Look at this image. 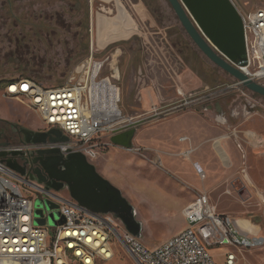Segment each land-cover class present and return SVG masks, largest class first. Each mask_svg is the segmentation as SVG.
Masks as SVG:
<instances>
[{
	"label": "rangeland",
	"instance_id": "obj_1",
	"mask_svg": "<svg viewBox=\"0 0 264 264\" xmlns=\"http://www.w3.org/2000/svg\"><path fill=\"white\" fill-rule=\"evenodd\" d=\"M233 2L240 11L264 8V0ZM92 55L109 57L105 75L118 68L114 80L121 87L122 103L126 86L136 87L151 76L170 81L175 90V98L161 105L164 110L178 107L176 111L167 118L146 119L138 130L142 138L135 136L131 149L114 145L93 162L134 205L143 223L145 244L158 246L180 233L186 226L181 205L200 191L211 195L220 212L242 216L248 209L260 208L264 198V96L244 88L212 62L192 41L168 0H0V124L7 121L34 130L44 128L36 112L1 96L5 80L24 76L46 86L61 85L78 79L82 75L79 67ZM187 65L195 68L200 88L186 90L178 85L190 80L186 74L182 79L177 76ZM143 73L145 77L140 76ZM138 103L133 101V105ZM122 107L128 116L138 108ZM181 111L192 112L196 118L179 117ZM184 134L193 136L196 147L190 162L196 183L181 172L168 170V151L145 146L166 137L174 143ZM2 137L13 144L22 142L14 130ZM170 154L187 172L190 166L183 162V150L172 149ZM246 163V172L257 178L253 184L245 177ZM201 170L206 172L204 179L198 174ZM57 193L65 198L70 195L66 189ZM43 207V198L38 197L35 210ZM60 208L56 204L53 218L45 214L42 225L62 224ZM253 213L254 222L264 228V213ZM114 251V258L102 264H138L121 244ZM230 251L229 247L211 249L219 264ZM238 253V264H264V246Z\"/></svg>",
	"mask_w": 264,
	"mask_h": 264
},
{
	"label": "built area",
	"instance_id": "obj_2",
	"mask_svg": "<svg viewBox=\"0 0 264 264\" xmlns=\"http://www.w3.org/2000/svg\"><path fill=\"white\" fill-rule=\"evenodd\" d=\"M240 13L247 64L236 66L264 85V8ZM108 62L109 57L98 59L92 55L83 64L78 79L55 86H46L30 77H13L4 81L1 96L36 112L43 121L41 130L57 128L69 137L68 142L51 146L60 147L65 154L80 151L94 162L114 146V134L131 126L138 128L146 119L167 116L178 109L164 110L161 105L139 115H126L121 87L114 80L118 68L110 75L104 74ZM178 92L185 94L181 88ZM37 148L25 141L13 144L0 135V264H102L114 258V246L118 243L138 264H218L211 252L213 247L233 249L225 254V260L226 264H236L238 252L264 246V236L243 234L233 218L221 213L210 195L200 191L184 208L185 228L162 244L150 247L130 233L115 214L95 213L71 195L62 197L58 191L47 189L3 162L20 160L14 151L29 153ZM201 177H206L203 170ZM38 197L61 205L62 224L36 225Z\"/></svg>",
	"mask_w": 264,
	"mask_h": 264
},
{
	"label": "water",
	"instance_id": "obj_3",
	"mask_svg": "<svg viewBox=\"0 0 264 264\" xmlns=\"http://www.w3.org/2000/svg\"><path fill=\"white\" fill-rule=\"evenodd\" d=\"M176 12L184 29L197 47L217 66L233 75L244 88L264 96V85L247 76L238 66L247 64L245 30L241 13L233 0H168ZM81 65L78 73H82ZM18 126L26 143L37 145L35 151L52 153L46 159H33L40 163L48 178L37 177L31 173L26 152L14 151L19 159H3L7 166L44 184L47 189L60 191L68 189L70 195L82 206L95 213H113L122 220L127 230L141 238L143 223L136 216L134 205L126 198L120 188L104 177L93 162L80 151L65 154L58 146L51 144L68 142L69 137L60 129L34 130ZM137 128L116 133L111 137L114 145L131 149ZM4 144V143H3ZM3 157L6 153H1ZM27 156V157H26ZM41 174L40 169L36 171ZM44 207L36 209V223L43 224L44 216L53 215L49 211L56 204L43 200Z\"/></svg>",
	"mask_w": 264,
	"mask_h": 264
},
{
	"label": "crops",
	"instance_id": "obj_4",
	"mask_svg": "<svg viewBox=\"0 0 264 264\" xmlns=\"http://www.w3.org/2000/svg\"><path fill=\"white\" fill-rule=\"evenodd\" d=\"M125 34V32L123 33ZM182 72V73H181ZM181 72H177V76L179 79H182V77L185 75V77L187 79H190L188 81H181L180 86L184 87L186 90L189 89H197L200 88L201 85L198 82L197 76H196V70L195 68L187 65L185 66ZM149 77V76H148ZM136 89V90H135ZM135 90V92H134ZM175 96V90L171 85V82L168 80H161L159 78L156 77H150V81L145 79V80H140V82L137 84V86L135 87V85H129L126 86V89L124 91V98H123V106L125 109H132L134 107H138L137 110L133 113H136L137 115L141 114L142 111H150L153 107L161 105L164 101L167 100H171L172 97ZM175 98V97H174ZM133 101L135 102H139L136 105H133ZM136 114H133L134 116ZM177 114V113H176ZM179 117L180 116H185V117H193L195 116V114H193L192 112H178ZM170 116V115H169ZM166 117V116H165ZM164 117V118H165ZM167 118V117H166ZM196 118V116L194 117ZM141 130V127L137 128L136 131V139L139 137V140H141L142 135H139V131ZM180 137V136H179ZM178 137L177 142H172L171 138H161V140H159V143L155 144H149V145H145L151 148H163L165 151H168L169 154H166L165 158H166V162L167 164L170 166V169H168L170 172L177 174L176 172H181V174L185 175V178L187 180H191V178H193L195 180L196 183V179L194 177V169L191 168L190 162H191V157L194 154V151L196 149V147H194V143L192 140V135L189 134H184L181 135L180 139ZM176 139V138H175ZM159 144V145H158ZM142 145V144H141ZM144 146V145H142ZM181 148L183 150L182 157L184 158V163L189 167L187 172H185L186 170L184 168H182V166L178 163V161H175L174 159H172V157L170 156V150L172 149H179ZM163 158V157H162ZM165 159L163 158V161ZM189 163V164H188ZM165 164V162H164ZM195 166V165H194ZM200 166V164H199ZM191 168V169H190ZM196 168V167H195ZM246 168H248L247 163L244 169L245 172V177L248 180V182L250 184H253L255 182H257V178L255 179V177H253L252 173H247L246 172ZM197 170V168H196ZM198 174H201V171H198ZM207 176V175H206ZM206 178V177H205ZM205 191V190H204ZM207 192V191H205ZM208 193V192H207ZM209 194V193H208ZM210 195V194H209ZM196 196V195H195ZM211 197V195H210ZM195 198V197H194ZM194 198L191 200L193 201ZM212 200V198H211ZM189 201L187 203V200L181 205V212L182 215L184 216V208L191 202ZM260 208L257 209L252 208V209H248L246 211L245 214L247 215H242V216H237V215H233L230 211L226 210L224 212H221L223 214H228L230 215L234 222L236 223V225L240 228L241 232L243 234H250V235H262L264 236V228L262 227V224H258L256 222H254V218L256 217V215L253 213L254 210H258V212H263L264 213V198L262 197V203H260ZM186 222V221H185ZM259 226V229H257V226ZM182 231V230H181ZM233 249H231L232 251ZM225 257V254H224ZM239 261V258H238ZM238 261L236 262V264H238ZM219 264V263H218ZM226 264V260L224 258V263Z\"/></svg>",
	"mask_w": 264,
	"mask_h": 264
},
{
	"label": "flooded vegetation",
	"instance_id": "obj_5",
	"mask_svg": "<svg viewBox=\"0 0 264 264\" xmlns=\"http://www.w3.org/2000/svg\"><path fill=\"white\" fill-rule=\"evenodd\" d=\"M12 130L16 131L17 135H19V139L23 142L24 137L21 134V132L18 129V126L16 124H13V123H10L7 121H3L0 124V135L3 136L4 133H11ZM10 136L12 137L13 133H12V135L10 134ZM27 156H28V158H27L28 161L31 163V165H29V169H30L31 173L37 177L49 179L48 174L44 170L43 166L40 163H33V159L39 158V157H43L44 159H46L49 156H53V154L52 153H39L35 150H32L29 153H27ZM37 169H40V171H41L40 175L36 172Z\"/></svg>",
	"mask_w": 264,
	"mask_h": 264
}]
</instances>
